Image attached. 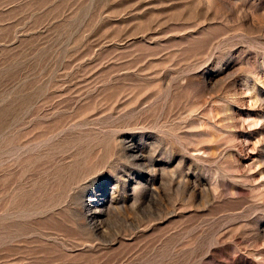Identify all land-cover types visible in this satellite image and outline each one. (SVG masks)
Masks as SVG:
<instances>
[{"label": "rangeland", "instance_id": "1", "mask_svg": "<svg viewBox=\"0 0 264 264\" xmlns=\"http://www.w3.org/2000/svg\"><path fill=\"white\" fill-rule=\"evenodd\" d=\"M0 264H264V0H0Z\"/></svg>", "mask_w": 264, "mask_h": 264}]
</instances>
